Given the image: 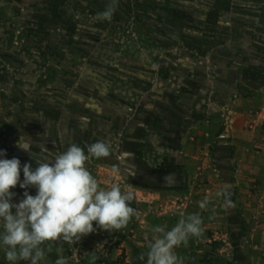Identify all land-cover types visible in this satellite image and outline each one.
I'll return each instance as SVG.
<instances>
[{
  "label": "rangeland",
  "instance_id": "1",
  "mask_svg": "<svg viewBox=\"0 0 264 264\" xmlns=\"http://www.w3.org/2000/svg\"><path fill=\"white\" fill-rule=\"evenodd\" d=\"M60 6V0H0L7 17L24 9L35 24L40 19L44 25L56 23L51 17ZM75 7L68 6L79 21L101 22ZM165 13L169 34L155 32L160 43L144 34L139 41L133 23L107 30L86 56L64 66L50 90L35 94L14 115L11 127L0 123L5 153L0 158L21 162L20 181L10 189L12 203L25 191L37 194L34 186H19L25 163L34 170L36 161L54 159L72 143L87 152L86 145L95 142L83 129L78 135L79 128L75 136H61L60 127L75 117L72 97L83 107L81 123L91 118L90 126L111 150L106 158H89L86 168L101 187L118 183L134 196L137 216L127 227L107 231L94 221L96 230L76 243L45 241L46 257L39 264H55L59 257L68 264H133L146 255L154 226L171 229L180 212H200L198 201L206 195L212 202L201 213L204 233L194 238L195 253H217L216 264H264V171L248 180L235 170L237 161L242 174L245 163L264 166V0H177ZM167 38L172 41L164 45ZM104 44L120 52L117 59ZM19 141L27 142L31 154L17 146ZM224 189L233 207L215 196ZM0 264H12L3 245Z\"/></svg>",
  "mask_w": 264,
  "mask_h": 264
},
{
  "label": "clouds",
  "instance_id": "2",
  "mask_svg": "<svg viewBox=\"0 0 264 264\" xmlns=\"http://www.w3.org/2000/svg\"><path fill=\"white\" fill-rule=\"evenodd\" d=\"M118 0H110L98 18L111 20ZM23 151L30 152L27 142H18ZM87 152L76 143L66 151L57 154L54 159L36 161L33 170L28 163L23 165V182L20 188L34 186L35 196L24 192V198L12 203L15 195L10 189L20 181L21 162L18 158H0V220L3 221V233L0 245L5 248V258L15 264L27 261L39 264L46 257L42 247L45 241L62 240L68 244L76 243L83 235L94 232L97 226L107 231H120L137 216V210L131 206L132 192L124 191L118 183L110 187H101L100 182L86 168L89 158H106L111 154L110 145L98 140L86 145ZM31 154V152H30ZM5 153L0 151V157ZM223 197L227 207H233L231 194L226 190L215 192ZM212 198L206 195L198 201L200 212L179 213L177 223L168 229L166 225L154 226V234L148 240L146 264H182L176 249L187 246L191 238H201L204 233L202 212L209 210ZM15 209V212H13ZM215 211V209H212ZM51 251V249H48ZM98 257L93 256L95 260ZM145 260V254L138 257ZM55 264H68L66 257H59Z\"/></svg>",
  "mask_w": 264,
  "mask_h": 264
},
{
  "label": "trees",
  "instance_id": "3",
  "mask_svg": "<svg viewBox=\"0 0 264 264\" xmlns=\"http://www.w3.org/2000/svg\"><path fill=\"white\" fill-rule=\"evenodd\" d=\"M176 1L118 0L110 21L82 22L69 10L71 2L76 7L79 6L75 7L76 11L98 17L97 14L105 10L110 0H60L61 10L58 15L55 12L51 17L56 23L50 25H44L40 19L35 24L32 16L27 15L24 9H18L20 14H15L16 18H10L7 17L6 7L0 8V123L11 127L9 121L14 115L35 94L50 90L64 66L75 58L86 56L85 50H90L88 46L105 37L107 30H115L120 26L125 28L133 23L137 29L134 34L138 33L139 37H136L139 41L144 34L145 40L160 43L155 39V32L160 30L161 34H169L166 30L165 11ZM41 9L42 6H39L37 13L40 14ZM167 41L172 40L167 38L164 45H169ZM103 47L108 48L107 53L113 56V60L118 58L114 57L120 53H117L115 47H108L107 44ZM96 52L100 55V52L94 53ZM88 57L93 62H98L92 53H88ZM146 259L145 255V260L138 259L133 264H146Z\"/></svg>",
  "mask_w": 264,
  "mask_h": 264
},
{
  "label": "crops",
  "instance_id": "4",
  "mask_svg": "<svg viewBox=\"0 0 264 264\" xmlns=\"http://www.w3.org/2000/svg\"><path fill=\"white\" fill-rule=\"evenodd\" d=\"M69 104H73L74 108H75V117L74 118H70L69 120H66L64 125L62 127H60V130H61V136H69V135H72V136H75L76 134V130L79 128V132L77 133L78 135H80L82 133L83 130H85V132L87 133H90L92 134L93 136V139L94 141H98V140H103L102 136H100V134L98 133H95V130L93 128V126L91 127L90 124H91V118L89 119H85V122L82 124L81 121H84V114H81L79 113V109L81 110L83 107H81V105L79 103L76 104V98H73L69 101ZM71 116V115H69ZM79 118V119H78ZM81 120V121H80ZM89 123V124H87ZM81 129H80V127ZM83 129V130H82ZM126 140L127 139V135H126ZM253 158H257L256 156H252ZM250 159H251V155H250ZM242 160H248L246 158H243ZM258 161V160H257ZM254 162H251V165L249 164H246L243 166L245 167L246 169V174H242L240 172H242V163H240V161L238 162H235V167H236V172L238 174H240V177H243L244 175V178L246 177L248 180H251V174L254 172H260V169L263 168L262 172L264 171V166L263 167H260V165L255 161V163L253 164ZM257 163V164H256ZM209 241V240H207ZM194 238L192 240L189 241L188 245L187 246H181L179 248L176 249V253L177 255L181 258L182 260V264H216L217 262V256L215 252H210V250H206V252H204L203 250H199L197 251V253H195V250H194ZM209 248V247H208ZM211 253V254H209ZM222 260V259H221ZM225 261V260H223ZM226 262H224V264H226ZM25 264H29V262L25 261Z\"/></svg>",
  "mask_w": 264,
  "mask_h": 264
}]
</instances>
